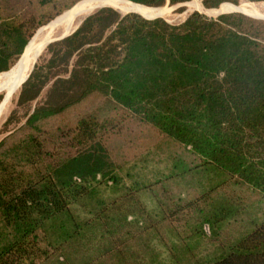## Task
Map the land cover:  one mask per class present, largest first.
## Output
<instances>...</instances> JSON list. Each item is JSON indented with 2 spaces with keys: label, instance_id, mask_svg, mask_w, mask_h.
I'll return each instance as SVG.
<instances>
[{
  "label": "trees",
  "instance_id": "obj_1",
  "mask_svg": "<svg viewBox=\"0 0 264 264\" xmlns=\"http://www.w3.org/2000/svg\"><path fill=\"white\" fill-rule=\"evenodd\" d=\"M221 1L202 0L231 7ZM76 2L0 0V72ZM148 16L96 8L21 84L0 138V264H264V216L222 237L264 201V19ZM143 151L163 153L166 171L134 175Z\"/></svg>",
  "mask_w": 264,
  "mask_h": 264
},
{
  "label": "rangeland",
  "instance_id": "obj_2",
  "mask_svg": "<svg viewBox=\"0 0 264 264\" xmlns=\"http://www.w3.org/2000/svg\"><path fill=\"white\" fill-rule=\"evenodd\" d=\"M82 1H85V0H79V2H76V4L73 6V8ZM125 1H128V0H125ZM192 1H194V0H191L189 2H192ZM224 1H226V2H224ZM129 2H131V1H129ZM221 2H223V3H221ZM221 2L220 3L222 5L223 4L230 5L231 6L230 9L231 8H234V9L239 8L240 9L241 5L246 6V9L248 11L247 12L243 11V13L246 12V14L250 13L249 15L264 17V0H222ZM175 5H177V4H175ZM175 5L165 4L164 6H162L166 9L165 10L166 12L162 17L171 23H178V22L183 21L187 17V15L192 13L193 11H203V13L210 15L211 17L220 13L219 12L220 7H218V8H213V7L205 8L202 0H196V3H195L193 8H190V6L188 5V2H187V5L179 6V7H183V10H181V11L177 10L178 7H174ZM152 8H154V7H152ZM158 8H160V7H158ZM72 9L70 8L68 10H65L61 14L57 15L58 17L57 16L56 17L59 19V17H61L65 12L72 10ZM95 9H93V10H95ZM93 10H91L88 13H91ZM88 13L84 14L80 19L85 17ZM121 13H124V12H121ZM48 23L39 27L35 31L33 36H35V34H37V31L40 28H43L46 25H48ZM77 23H78V21H77ZM77 23H75V26ZM60 33H62V30H60V26L52 28V35H53L52 38L59 35ZM33 36L31 37V39L33 38ZM46 46L40 51V53H39L38 57L36 58L34 64L37 62L38 58L44 54ZM15 64H17V62ZM15 64L11 68H13L15 66ZM34 64H33V66H34ZM10 69H8V70H10ZM32 69H33V67H32ZM8 70H6V71H8ZM31 70H30V72H31ZM6 71H2L0 73L6 72ZM30 72H29V74H30ZM21 82H20V84H21ZM20 86L17 87V89L14 90V92L12 93L11 99L8 102L6 108L4 109V111L0 117V138H2L5 135V133H3V128H4L3 124L6 121V119L8 118L12 109L15 107V99L17 97L18 90H19ZM0 92L3 94L2 101H0V104H2V102L4 100V92L1 88H0ZM22 113L23 112L20 111L19 114L21 115ZM132 128H134V126H132ZM136 131H137V129H134L132 132L134 133ZM152 136L153 135L151 133H149V131L145 130L144 132L141 133V140H143V141L145 139L153 140ZM132 137L133 136H131L130 138H132ZM128 138H129V136L127 135L124 137V140H126V142H127ZM122 141H123V139H120V138L113 140L112 150H113V153L115 154L117 161L124 165L120 174L123 176L126 183H130V179L125 175V171L135 161H131V162L126 161L127 157L130 154V151L129 150L124 151V148L122 147L123 144H121V143H123ZM124 145H127V144L125 143ZM145 152L146 151H143L142 155L141 154L137 155L138 156L137 158L139 160L137 159L138 161H136L137 163H136L135 167L132 169V173H134V175H136V176L139 175V177L141 179L146 180V179H152L154 177V174L157 172L166 171L167 160H166V157L163 153L153 154V152H152V153L146 154L145 155L146 157H144ZM142 158H144L143 160H145V159L146 160L145 161L140 160ZM108 193H109V191L106 192L105 194L107 195ZM140 198L143 201V203H145L149 209L154 208V203H153L152 199L150 198V195L147 192L141 191L140 192ZM263 216H264V201H260V202H256V203L248 205L243 211L236 213V215H234V217H232V219H229L228 221L225 220L224 225H223V229H222V237H225L227 239L237 237L238 235H240V233L247 231L252 222H255L256 220L260 219ZM202 246H203L202 248H204V245H202Z\"/></svg>",
  "mask_w": 264,
  "mask_h": 264
},
{
  "label": "bare ground",
  "instance_id": "obj_3",
  "mask_svg": "<svg viewBox=\"0 0 264 264\" xmlns=\"http://www.w3.org/2000/svg\"><path fill=\"white\" fill-rule=\"evenodd\" d=\"M195 3L196 0L192 2H188V5L190 6V8H193ZM101 5H110L121 12L133 11L139 13L140 15L144 14L145 16L147 15L163 16L166 12L165 8L160 9V8L145 7L144 5L137 3L135 4L125 3L121 0H88L80 4L76 9L65 12L59 19L55 20L54 22H61L58 26H60V30H62V33H69L75 27V23H77V21H79V19L84 14L90 12L91 10ZM240 9L239 8L230 9V7H228L219 12L222 13V12L235 11V10L241 12L248 11L246 9V6L241 5ZM150 17H154V16H148L147 18ZM54 22L46 25L43 28H40L37 31V34H35V36H33V38L29 41L30 42L29 45L27 44V46L25 47L24 49L25 53L24 52H23L24 54L22 53L23 55H21V57L17 61V64H15L16 66L14 68L6 72L0 73V88L4 92V100L0 106V117L4 109L6 108L8 102L10 101L14 90H16L17 87H19L20 82L23 81L26 78V76L29 74L37 58V55L42 50L43 46L52 39L53 36L52 24Z\"/></svg>",
  "mask_w": 264,
  "mask_h": 264
},
{
  "label": "water",
  "instance_id": "obj_4",
  "mask_svg": "<svg viewBox=\"0 0 264 264\" xmlns=\"http://www.w3.org/2000/svg\"><path fill=\"white\" fill-rule=\"evenodd\" d=\"M184 5H186V2H184V3H179V4H177V5H175L174 7H179V6H184ZM103 6H110V5H101V6H98L97 8H100V7H103ZM112 7V6H111ZM129 12H133V11H128V12H124V13H129ZM199 12H201V11H199ZM229 12H241V11H228V12H222V13H219V14H217V15H215V16H213V17H216V16H218V15H220V14H223V13H229ZM134 13H136V12H134ZM201 13H203V12H201ZM241 13H243V12H241ZM89 14V13H88ZM87 14V15H88ZM137 14H139V13H137ZM203 14H205V13H203ZM244 14H246V13H244ZM140 15V14H139ZM206 16H209V17H211L210 15H207V14H205ZM246 15H249V14H246ZM249 16H252V17H256V18H262V19H264V17H261V16H253V15H249ZM58 17V16H57ZM57 17L55 18V19H53L52 21H50L48 24H50L51 22H54L56 19H57ZM143 17V16H142ZM157 17H162V16H160V15H157V16H154V17H150V18H146V19H153V18H157ZM84 18V17H83ZM82 18V19H83ZM145 18V17H144ZM82 19H80L79 21H78V23L76 24V26L71 30V32H69V33H60L59 35H57V36H55L54 38H52L50 41H48L44 46H43V48L47 45V44H49L50 42H52V41H56V40H60V39H62V38H64V37H66V36H68L69 34H71L78 26H79V24L81 23V21H82ZM61 22H54L53 24H52V28H54V27H57L59 24H60ZM26 47V46H25ZM42 48V49H43ZM40 53V52H39ZM39 55V54H38ZM38 55H37V57H38ZM33 67V66H32ZM32 69V68H31ZM29 75V74H28ZM28 75L26 76V78L21 82V84L27 79V77H28ZM20 84V85H21ZM19 85V86H20ZM2 101V100H1Z\"/></svg>",
  "mask_w": 264,
  "mask_h": 264
},
{
  "label": "crops",
  "instance_id": "obj_5",
  "mask_svg": "<svg viewBox=\"0 0 264 264\" xmlns=\"http://www.w3.org/2000/svg\"><path fill=\"white\" fill-rule=\"evenodd\" d=\"M195 9V8H194Z\"/></svg>",
  "mask_w": 264,
  "mask_h": 264
}]
</instances>
